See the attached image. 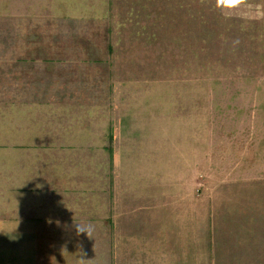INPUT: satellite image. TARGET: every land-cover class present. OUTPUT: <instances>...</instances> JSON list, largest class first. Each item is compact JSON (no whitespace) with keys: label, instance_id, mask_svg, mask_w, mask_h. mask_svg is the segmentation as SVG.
Wrapping results in <instances>:
<instances>
[{"label":"rangeland","instance_id":"obj_1","mask_svg":"<svg viewBox=\"0 0 264 264\" xmlns=\"http://www.w3.org/2000/svg\"><path fill=\"white\" fill-rule=\"evenodd\" d=\"M259 12L264 0L224 14L216 0H0V57L30 29L54 56L105 37L112 52L100 92L80 85L94 101L85 137L0 138L1 179H20L37 215L41 264H264Z\"/></svg>","mask_w":264,"mask_h":264},{"label":"crops","instance_id":"obj_2","mask_svg":"<svg viewBox=\"0 0 264 264\" xmlns=\"http://www.w3.org/2000/svg\"><path fill=\"white\" fill-rule=\"evenodd\" d=\"M35 34L30 29L23 37L19 36L12 51L0 57V90L8 96H0V138L19 142L68 138L65 135L73 129V132H77L76 137H85L78 133L88 130L78 127L77 123L84 121L81 119L87 114H92L88 113L90 110L82 112V107H92L93 111L94 101L82 104L79 97L80 91L84 89L81 90L80 85L85 81L96 80V85L100 86L97 94L100 92L103 83L101 78L109 73L108 54L112 53L107 37L104 45H101L100 38L95 42L90 41L87 49L81 54L75 53V57L70 53L68 56H54L47 49L48 42L38 41L34 38ZM70 122L74 123V127ZM4 123L6 125L3 126ZM21 152L14 148L15 155ZM19 161L16 158L14 160V176L22 171ZM3 172L2 169L0 264H41L37 259V215L29 212L31 207L27 206V201L22 202L20 179L13 178L15 186L13 184L14 187L10 188L1 179L4 178ZM5 196L12 198L11 214H5ZM6 236H12L11 246L6 244ZM137 260L146 264H163L161 260L154 259H132L126 263L137 264Z\"/></svg>","mask_w":264,"mask_h":264},{"label":"clouds","instance_id":"obj_3","mask_svg":"<svg viewBox=\"0 0 264 264\" xmlns=\"http://www.w3.org/2000/svg\"><path fill=\"white\" fill-rule=\"evenodd\" d=\"M246 5L247 0H216V7L220 9L222 14L235 11ZM260 17H264V12L258 13L257 18ZM81 233L90 236V226L76 224V234L80 235Z\"/></svg>","mask_w":264,"mask_h":264}]
</instances>
